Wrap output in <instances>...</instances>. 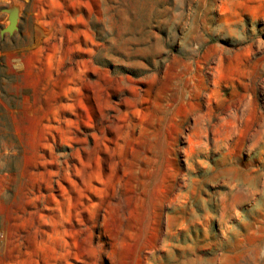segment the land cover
I'll return each mask as SVG.
<instances>
[{
  "label": "rangeland",
  "instance_id": "rangeland-1",
  "mask_svg": "<svg viewBox=\"0 0 264 264\" xmlns=\"http://www.w3.org/2000/svg\"><path fill=\"white\" fill-rule=\"evenodd\" d=\"M0 264H264V0H0Z\"/></svg>",
  "mask_w": 264,
  "mask_h": 264
}]
</instances>
